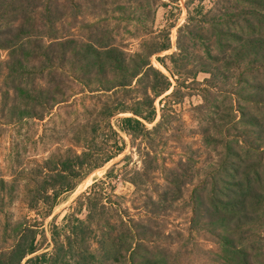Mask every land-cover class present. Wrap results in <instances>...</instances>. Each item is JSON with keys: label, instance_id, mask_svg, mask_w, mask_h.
<instances>
[{"label": "rangeland", "instance_id": "rangeland-1", "mask_svg": "<svg viewBox=\"0 0 264 264\" xmlns=\"http://www.w3.org/2000/svg\"><path fill=\"white\" fill-rule=\"evenodd\" d=\"M13 1L0 0V43L21 23L28 35L20 38L27 55L0 49V264L23 229L38 251L21 264H244L212 234L206 208L213 197L227 204L234 189L220 182L225 162L257 169L264 188L262 2L40 0L45 6L12 25ZM236 35L258 38L257 48ZM92 47L117 48L130 62L142 56L162 75L88 74ZM17 62L21 74L10 75ZM146 97L153 107L141 106L135 136L122 120ZM78 155L96 166L68 176L74 189L55 198L54 171ZM248 209L251 220L225 231L264 264V202ZM106 235L136 251L107 261Z\"/></svg>", "mask_w": 264, "mask_h": 264}, {"label": "trees", "instance_id": "trees-1", "mask_svg": "<svg viewBox=\"0 0 264 264\" xmlns=\"http://www.w3.org/2000/svg\"><path fill=\"white\" fill-rule=\"evenodd\" d=\"M255 2H262V7L264 8V1L262 0H255ZM46 3H43V1L40 0H14L12 3H10L9 9L12 11L14 18L11 21V24L13 25L17 20H19L18 16L22 15L23 18L28 19L29 10H32L34 8H41L45 6ZM7 13L10 14V11L7 9ZM264 17V16H263ZM12 19V18H11ZM255 23H257L255 21ZM255 26V24H253ZM16 32H18V35H15ZM222 34H225L224 30L220 31ZM28 35V29L25 28V26L21 23L17 28H11L5 33V40L0 43V49L3 48H19V52L21 54H25L24 45L21 44L20 38H24V36ZM243 38V37H242ZM236 40L241 41V44L244 49L247 48L248 45L253 46V48H257V44L259 43L258 38H252V39H241L240 35H236ZM246 40V41H244ZM246 43V44H245ZM13 54H16L13 52ZM88 57L86 58V69L87 73H91L92 69L97 71L100 74H105L106 72H111L114 74L117 73H126V75L130 78V80H137L142 77L145 73H147L148 70L152 69L154 72L155 77L160 76V72L154 69L149 60H145L142 56H137L138 58H135L131 60V62L128 60L127 56L123 51H119V49L114 47H106L103 50H98L92 47V53L91 51H88ZM27 55V53H26ZM44 57H49L50 53L43 52ZM92 58V59H91ZM132 63V64H130ZM24 68V64L22 62H17L14 65H8V69L10 70V75H19L21 74V70ZM134 69V70H133ZM118 75V74H117ZM162 75V74H161ZM121 82V85H117L121 88H126L127 86H131L129 82L123 83ZM115 86V87H117ZM169 83L168 86L165 88V91H168L170 88ZM156 93L155 88L151 89ZM157 94V93H156ZM39 102L38 97H35L33 99V102ZM149 97H146V99L142 102L136 103L135 109H133V118H125L123 119V124L126 128V130L131 131L135 136L139 135L141 131L143 130V127L141 126V120L139 118H143L145 112L141 108V106H144L146 108L151 109L153 106L152 101ZM124 128V129H125ZM233 156L238 157V154H234ZM72 162L67 160L64 163V166L60 170H55L54 174L56 175V178L58 180H61L60 186L55 187L54 190V197L58 198L60 194H65L66 192H69L70 190L74 189L73 186L67 181L68 176L74 175L78 176L84 173V171L89 168L93 169L94 166H96L95 161H90L85 158V155L77 156L76 164L74 166H70ZM244 165V162H242ZM92 164V165H90ZM232 166L231 170L228 169V164L225 162L222 164V173L223 176L220 178V182L224 183L226 182V185H232L234 187L233 190H228V203L225 204L224 201L218 200L215 197L212 198V206L214 207H208L206 208V212L208 214V223L209 226L215 231L212 234L215 235L220 243L221 247L224 249V251H228L231 254H234L242 259V263L244 264H252L250 261V255L248 252H245V248L242 246L244 239L242 237H238V239L233 240L228 233H226L225 229H228L235 219H237V223H234L235 225H238L231 229L229 232H237L240 230V225L244 223L246 220H251L248 213L249 206H257L261 205L262 202H264V194L261 192H264V188L262 186V179L261 176H259L258 170L254 169V175L253 174V167H250L249 165H244L242 169L240 168V165L237 163L230 162ZM237 165V166H236ZM92 166V167H90ZM75 171L73 172V169ZM228 170H227V169ZM227 171L228 179L224 176V174ZM217 173V172H216ZM217 182H214V187L216 186ZM218 184V183H217ZM260 189V190H259ZM216 193V192H215ZM218 204H221L224 208L225 206H228L229 208H226V210L236 211L237 215H233L232 217L227 218L226 216L220 215V209ZM93 213V208H92ZM232 220V221H231ZM217 231V232H216ZM112 238L106 237L102 238V241L100 242L102 244L101 250L103 254V258L107 261H113V262H119L123 257V251L124 252H132L136 251L132 249V246L127 247V249L118 248L116 244L112 243ZM36 235H34V232L28 231L27 229H23L22 232L19 235V239L12 249V253L8 255L7 264H21L24 259H26L28 256L34 255L38 250L36 248ZM240 244V245H238ZM45 256L47 259V255L44 254V260ZM6 257L5 255L0 258ZM37 258V257H36ZM34 258V259H36ZM33 259V260H34ZM31 260L30 262H32ZM146 260V258H144ZM52 264H56L53 263ZM143 264H164L163 261H159L158 259L155 260H149L147 259L146 262Z\"/></svg>", "mask_w": 264, "mask_h": 264}]
</instances>
